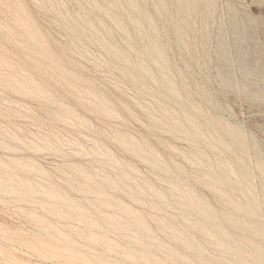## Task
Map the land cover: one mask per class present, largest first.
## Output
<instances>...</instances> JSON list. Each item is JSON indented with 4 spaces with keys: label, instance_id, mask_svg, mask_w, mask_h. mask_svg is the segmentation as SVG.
Returning a JSON list of instances; mask_svg holds the SVG:
<instances>
[{
    "label": "rangeland",
    "instance_id": "1",
    "mask_svg": "<svg viewBox=\"0 0 264 264\" xmlns=\"http://www.w3.org/2000/svg\"><path fill=\"white\" fill-rule=\"evenodd\" d=\"M0 264H264V0H0Z\"/></svg>",
    "mask_w": 264,
    "mask_h": 264
}]
</instances>
